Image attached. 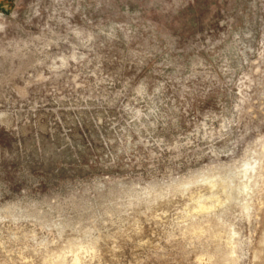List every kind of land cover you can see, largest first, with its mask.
Here are the masks:
<instances>
[{
  "label": "rangeland",
  "instance_id": "374dc122",
  "mask_svg": "<svg viewBox=\"0 0 264 264\" xmlns=\"http://www.w3.org/2000/svg\"><path fill=\"white\" fill-rule=\"evenodd\" d=\"M0 264H264V0H0Z\"/></svg>",
  "mask_w": 264,
  "mask_h": 264
}]
</instances>
